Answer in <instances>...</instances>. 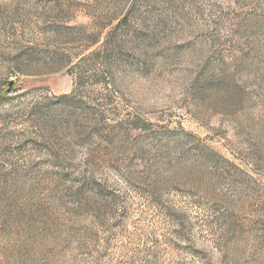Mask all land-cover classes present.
Segmentation results:
<instances>
[{"label": "rangeland", "instance_id": "374dc122", "mask_svg": "<svg viewBox=\"0 0 264 264\" xmlns=\"http://www.w3.org/2000/svg\"><path fill=\"white\" fill-rule=\"evenodd\" d=\"M0 264H264V0H0Z\"/></svg>", "mask_w": 264, "mask_h": 264}]
</instances>
